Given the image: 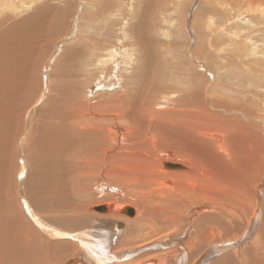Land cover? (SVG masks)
I'll return each instance as SVG.
<instances>
[{"label": "bare ground", "instance_id": "1", "mask_svg": "<svg viewBox=\"0 0 264 264\" xmlns=\"http://www.w3.org/2000/svg\"><path fill=\"white\" fill-rule=\"evenodd\" d=\"M97 1L99 2V0ZM172 1L173 6L171 5ZM192 1L187 0V5ZM10 2L0 0V264H62L66 260L70 244H75L79 249L76 247L73 249L78 252L81 248L85 258L87 253L94 264H107L111 260H116L115 255L117 254L112 251L111 246L116 244L119 238L117 235L121 233L118 232L116 226H124V223L119 221L113 224L112 220L114 219H108V217L122 216V213L123 215L129 214V207L126 209V205H123L113 209L109 204L96 206L93 210H99L102 214L100 216L107 221L93 223V226H97L96 229L93 227L82 229L80 226L86 218H89L87 217L88 204L95 200L96 193L117 192L119 185L134 193L137 192L132 188L135 186L148 189L151 198L156 203H165L172 211L177 208L183 210L187 203H189V207L202 205L199 209L191 210L194 215L205 210L204 202L200 201L203 196L197 192V187L195 188L200 176L193 172L176 173L183 174L184 176L180 175V177L188 179L190 184L195 182L191 187L179 193H169L161 185L158 188H152L150 181L144 180V178L136 181L131 178L134 162L150 165V169L151 166H154L151 163L152 147L156 149L164 144L170 148L181 147L186 154L184 155L187 160L185 164L196 165L193 164L194 160L188 156L190 148H194L195 145L200 148V140H209L211 130L217 128L226 135L227 154L232 156L231 159H224L220 162L222 168L239 170L242 164L247 166V147L251 149L250 155L252 152L254 153V159H260V164L264 163V107L261 106L259 110V104L254 98V95H259L260 88H264V60L261 62L262 69H260V61L254 58L252 64L247 61L242 63V59L246 60L254 53L264 56V47H260L263 39L260 34L264 33V11L257 19L256 26L246 25L244 21V23L242 22L244 25L240 21L236 23V26L232 25V29H235L234 32H236L234 36L237 38L230 40L229 44L233 50L225 57V60H221L220 55H223L222 51H226L225 45L229 41L226 44L219 37L208 42L207 46H213L216 50V53L210 54V56L220 63L217 70L213 69L211 65H207V62H211V57L202 54L200 51L202 47L199 48L197 54L200 55V59L205 60L204 63L202 62L206 68L203 69V72L215 75L213 85L209 86L208 80H202V70L200 73V69L194 68L193 74H185L183 68H186V65L182 61L186 56L168 57L159 49L160 45L164 44L159 39L161 34L159 23L164 20L157 22L160 13H166L163 10L164 5L160 6L163 0H144V4L140 3L138 8L141 9L143 5H146L150 9L140 28L130 32L132 38L145 40L144 49L140 50L137 55L132 52L121 53L115 50L105 60L106 64L102 67L99 59L96 61L87 56L93 45L89 41L82 40L80 43L62 45L63 48L60 49L61 53L65 54L63 58H68L72 64L69 66L70 79L67 78L66 83L58 87L59 92L52 95L48 103L39 107V111L47 105L54 107L50 108L49 115L42 119L40 117V120L35 118L32 122L31 115L34 107L39 105V102H42L45 97L42 94L34 104L29 103L27 97V88L31 91L33 87L31 86L32 82L27 84L25 81L27 78L35 80V75H37L35 72L36 70L38 72L39 68L34 71V65L36 64L38 67V61L41 58L39 57L38 61H34L33 66H30L32 60L30 56L34 49L33 40L36 38L34 35L37 28L47 23L46 15L53 9H57L58 12L59 9L61 10V6L42 3L43 10L28 12L27 15L18 17L6 14L8 4L11 5ZM168 2L170 9L174 11L172 14L174 17L171 16L167 21H171V23L174 22V19L182 21L186 15L182 14L185 10L184 3L183 6L181 4L183 1L178 2V5L176 0ZM202 4L199 5L201 10L224 19L221 24L216 23V26L221 28L212 31L214 36H218L230 32L231 22L229 20L238 17L250 21L256 17L251 12L253 8L264 7V0H211L209 4ZM214 4H223L226 7L224 9L227 10L216 11ZM30 6L21 3L19 8L22 10L17 12V15L25 12V8ZM151 6L154 7L151 8ZM65 8L63 7L64 10ZM199 10L195 15L193 14V23L197 26L198 22L202 23L203 20H206V16L201 15ZM141 12L142 10L138 11L136 16ZM59 16L68 20L67 15H60L59 12L52 17L53 24L57 25L59 20H63ZM208 20L213 21V18L208 17ZM180 23L182 24V22ZM134 24L130 25L131 29ZM223 31L225 32L223 33ZM230 35L232 36V34ZM197 37L204 43L207 42L206 37H210V35L202 33ZM46 43H49L46 45L47 53L44 50L46 57L41 64L45 72L48 71L49 63L55 59V56L50 54L51 39ZM239 52L241 53L239 54ZM230 57L235 59L229 60ZM46 58H49L48 61ZM174 59L177 60L174 61ZM59 63L60 61L57 65ZM224 66L229 68L224 75H221L220 69ZM223 69L225 70V68ZM253 69H258V74L252 73ZM83 71L88 72L89 79L86 81L77 78ZM84 75L86 74L84 73ZM43 81L46 85L47 79L45 78ZM222 88L227 90L230 95L219 93ZM260 98L264 100V94ZM171 102L173 108L168 107ZM25 104H28L29 108L24 114L27 107H24ZM58 106H60L59 109L55 108ZM63 108L67 111L61 112ZM46 112L42 114V117ZM233 112L240 114V117ZM249 120L259 121L260 124L248 122ZM38 130L42 134L37 135ZM36 137L38 142L34 140ZM22 141L25 142L26 150H28L29 142L32 145L28 150L31 151L28 154L30 158L26 154L27 151L25 152L26 156L24 155V148L22 151L19 149ZM216 150L218 155L223 157L221 151ZM17 151L23 153L20 154L23 166L21 173L17 172L16 174V168L11 164L17 163ZM23 156L26 161L30 159L34 163H41L40 165H43L44 168L39 170L40 167L36 163H32L34 165L31 172L33 175H29L27 183L31 188L34 187L32 196L35 199L25 194L23 185L22 188L20 187V182L25 179L27 174L28 166H25ZM172 160L174 161V159ZM174 162L170 160L165 162V168L166 166L175 168L174 172L185 168L184 164ZM209 167L211 168L210 165ZM208 170L209 168L206 169V172H209ZM247 170V168H243V171ZM161 172L166 173L162 169ZM14 176L17 179H14ZM100 176H104L106 184L97 187L96 181ZM168 181L166 180V182ZM182 181L185 182V180ZM137 182L144 185L139 186ZM186 183L189 184V182ZM107 194L109 195V192ZM71 201L72 203H70ZM65 203L68 206L67 209L66 207L58 208V215L48 214L45 219L36 215L38 210L51 209L55 204ZM164 211L166 216L170 217L171 224L178 223L184 216L181 214L183 211L178 215L169 214L167 210ZM204 217H209L207 221H220L222 214L214 217L205 214ZM56 221H59L63 227H70L68 230L72 232V235L54 228L52 224ZM199 222L203 224V222ZM257 225L258 220L255 219L254 226L248 230L249 232L244 233L237 239L238 241L231 245L243 243L246 237L256 232ZM260 227L264 228V216L262 222L260 221ZM174 229H178V227H174ZM83 230H86L85 234H83ZM100 231H103L102 233L105 235L98 234ZM112 238L114 239L112 240ZM65 239L66 241H63ZM253 239L252 244L255 242ZM182 241L183 239L178 240L176 237L170 236L163 242L152 243L144 248L159 250L157 248L168 247L180 255L181 253L177 250L179 249L182 252V258L187 256ZM262 242H264V234ZM256 245L258 246L256 247ZM214 250L211 249L203 258L214 256L213 254H216L213 252ZM245 252L250 255V259L246 262V256H244L243 263L264 264V246H261L259 242L254 244V249L246 247ZM219 253L220 249L217 254ZM59 254L60 260L55 261L56 255ZM228 254L218 263L241 264L240 261L233 258L232 254V257H228ZM178 260L177 258L176 261L178 262ZM146 262L145 264H151V262ZM165 263L168 264L167 260L163 264Z\"/></svg>", "mask_w": 264, "mask_h": 264}, {"label": "rangeland", "instance_id": "2", "mask_svg": "<svg viewBox=\"0 0 264 264\" xmlns=\"http://www.w3.org/2000/svg\"><path fill=\"white\" fill-rule=\"evenodd\" d=\"M7 1H11L10 2L11 5L9 6L8 4L6 14L14 15V16L16 15L18 17L27 15L28 12H36L37 10L38 11L43 10V8H41L42 3H46V4L50 3L52 5L61 6V10L59 9L58 12L57 9H53L46 15V18L48 20L47 23L44 24L42 27L37 28V32L34 35L36 38L35 40H33L34 49L32 50V54L30 56L32 57L30 66H33L34 61L37 62L39 57L41 58L38 61V67L36 66V64L34 65V71L39 68L38 72L37 70L35 72L37 73V75H35V80H33V78L28 80L27 78L25 81V83L27 84H31L32 82L31 86L33 87L31 91H29V89L26 87L28 90L27 97L29 99V103H33V104L38 101L39 97H41L42 94H44L45 97L43 100L41 98L42 102H39L40 103L39 105L35 107L33 106L34 110L33 108H31L33 110L31 115L32 122L33 119L35 118H37V120H40L39 119L40 117L42 119V118H46L49 115L48 113H50V108L52 109L54 107H51V105L50 106L47 105V107L44 106L41 111H39L40 109L39 107L42 106L44 103H48L50 97L52 95H55V93L57 94L59 92L58 87L64 85L66 83L67 78L70 79L69 66L72 64L68 58L67 59L63 58L65 54L64 52L63 54L61 53V49L63 48L62 45L80 43L82 40L89 41L93 45L92 47H90V51L87 56H89L90 58H94L96 61L97 59H99L101 63L100 65L102 67H104V64H106L105 60H107L115 50L121 53L125 51L132 52L133 54L137 55L139 54L140 50L144 49L143 47V44L145 42L144 39L137 40L130 36L131 34L130 32L133 29L140 28L142 21L145 19L148 10L150 9V7L146 5H143L141 9L138 8L139 4L143 3L144 0L143 1L142 0H99V2L97 0L96 1L95 0H35V1L7 0ZM168 1L169 0H163V2L160 4V6L164 5L165 8L163 10H165L166 13L165 14L160 13L157 19L158 23L164 20L163 22L159 23L160 25L159 31H161L159 39L162 41V43H164L163 45H160L159 49L163 52V54L167 55L168 57L171 56L177 57L179 55L186 56L185 58H183L182 61L183 64L186 65V68H183L185 74L191 75L193 74L194 68L196 70L200 69L199 70L200 73L202 70L201 73L202 80L203 81L208 80L207 84L210 82L209 86L213 85L212 82L214 80L215 75L213 73L212 74L209 73L208 70L207 72L210 75L207 74L206 72H203L204 71L203 69H206L203 65L205 60H203V58L200 59V55L197 54L199 48L202 47V49L200 50L202 54L204 53L209 56L210 54L213 55V53H216V50L214 49L213 46L212 47L207 46L209 45L208 42L211 39L214 38L218 39L219 37H221L222 41L224 40L226 44L227 41H229L228 44L225 45L226 51L225 52L222 51L223 55H220L221 60H225V57L228 56L231 50H233V47L230 46L229 44L230 40L231 39L235 40L237 38L236 36H234L236 32H234L235 29H232V25L236 26V23H239V21L240 23L244 21L246 25L251 24L256 26L257 25L256 22H258L257 19L259 18L260 14H262L264 11V7L260 9L253 8L251 14H254V16L256 17H254L255 19L253 18L250 21L242 20L238 17H235L234 19L229 20V22H231L230 28L232 29V30L230 29V32H227L226 34L223 35L214 36L213 35L214 33L212 32L213 29L221 28L216 25L221 24L224 21V19L219 16H213L211 13L201 10L199 6L201 3H203L202 5L209 4L211 0H195V1L193 0L188 5H187V0H176V4L178 2L181 3L183 1L181 4L183 6L184 3L185 7L183 8H185V10L187 11L183 10L182 14H186V15L184 16V19H182V21H175L174 19V22L172 23L171 21H167V19L170 18L171 16L174 17V15H172L174 11L170 9ZM21 3H25L28 6L32 5L33 3V5L30 6L29 8H25L26 10L25 12L23 11L19 15H17V12L22 10L21 8H19L21 7ZM172 3L173 1L171 2V5L173 6ZM64 5L66 6L67 10ZM63 7L65 8V10L63 9ZM144 7L146 8L143 9ZM153 7L154 6H151V8ZM166 8H168V10H166ZM214 8L216 9V11H220V12L227 10L224 9L226 7H224L223 4H218V5L214 4ZM140 10H142V12L138 16H136V13ZM198 10L201 15L206 16V20H203L202 23L198 22V26H197L193 23L194 22L193 14L195 15L196 11ZM59 12L60 15L68 16V20H67L68 23L66 20H64L65 17L59 16V18L63 20H59L57 22V25L53 24L52 17ZM208 17L213 18V21H209V20L207 21ZM214 17L216 18L214 19ZM180 22H182L183 25ZM133 23L135 24L131 29L130 25H133ZM156 25L158 24L156 23ZM227 27L229 28V25ZM223 29L225 30V27H223ZM224 32L225 31H223V33ZM202 33L204 35H208V34L210 35V37H206L207 42L203 43L202 41H199L197 39L198 38L197 35ZM229 34H232V36L231 35L229 36ZM244 34L247 35L246 32H244ZM260 37H263L262 42L260 43V47H264V33L260 34ZM50 39L52 42L50 54H53V57L55 56V59L54 61L49 63L48 71L45 72V70L42 69L41 64H43V60L46 57V55L44 54V50H46V45L49 44L46 42L50 41ZM240 53L241 52H239V54ZM119 55L121 54L119 53ZM210 57H211V62L209 63L207 62V65H211L213 69L216 68L215 70H217L220 63L217 62L212 56ZM253 58L260 61V69H262L263 65L261 62L264 60V56L262 55H258L254 53L252 57H247L246 60L245 58L242 59V63L247 61L248 63L252 64ZM48 59L49 58H46L47 61ZM232 59L234 60L235 58L230 57L229 60ZM176 60L177 59H174V61ZM188 60H190V62H187ZM59 61L60 63L57 65ZM223 68H225V70ZM228 68H229L228 66L222 67V69H220L221 75H224L228 71ZM65 70H67V72H65ZM174 71L176 72V69H174ZM84 73L86 75H84ZM87 73H88L87 71L86 72L83 71L81 75L77 76V78L79 77V79L86 81L87 79H89ZM252 73L258 74V69H253ZM45 78L47 79L46 85L45 82L43 81ZM219 93H224L228 96L230 95V93L227 90H224V88L219 90ZM263 94H264V88H260L259 95H254L255 96L254 98L259 104L258 107L259 110L261 106L264 107V102H263L264 100L260 98V96H263ZM25 106L27 107L26 110L24 111V114L29 108L28 104L27 105L25 104L24 107ZM168 107L173 108L172 102L168 104ZM47 108L49 109L46 112ZM55 108L59 109L60 106ZM62 111H67V110L63 108L61 112ZM44 112H46L47 115L44 114V116L42 117V114ZM39 113H41L40 116H38ZM233 114H236L238 117H240V114H237L236 112H233ZM248 122H255V121L249 120ZM255 123L260 124L259 121H256ZM35 132L33 133L35 134ZM39 132L40 131L38 130L37 135L42 134ZM210 136L211 138L207 141L200 140V148H198L197 145H195L194 148H190V152L188 156L190 157V159L194 160L193 164L196 165L185 164L187 160L184 155L186 154L184 150L181 149V147L170 148L168 146H165L166 144H164L162 145V147L159 146L156 149L152 147L151 153L153 154L152 155L153 157L151 159L152 161L151 160L150 161L154 166H151V169L149 168L150 165H143L140 162H134L133 168L131 170V178L133 180L136 181L144 178V180L146 179L150 181L152 188L155 187L158 188L161 185L162 188L164 187L165 191L167 192L169 191V193L182 192L186 188H189L193 184H195V182L194 183L191 182L190 184V181L188 179L182 177L184 176L183 174H176V173H180V172L187 173L186 171H188L199 175L200 178L195 188L197 187V192L203 196L200 201L204 202V207L206 209L199 212L197 215H194V212L191 213V210L199 209L200 207H202V205H198V206L194 205L189 207V203H187L183 208V210L182 208L181 209L177 208L175 211H172L169 210L168 205H166L165 203L162 204H160L159 202L156 203L155 200L151 198L148 189L137 188V186L132 187L134 191H137L135 193L121 185L117 186L119 190V191L117 190V192L107 191L109 192V195L107 194V192L102 194L101 193L98 194L99 192L96 193L97 197H95V200L88 204L90 207L88 206L87 208V212H88L87 217L89 218H86V220L82 222V225L80 226V228L82 229L85 227L86 228L93 227V229H96L95 227L97 226H93V223H96L97 221H102V222L107 221L105 220L104 217L100 216L102 215L101 212L93 210V208L95 209L96 206L109 204L114 209V207L126 205V209L128 207L131 209L129 214L123 215L122 213V216L112 215L108 217V219H114L112 220L113 224L115 222L123 221L124 226H119V227L116 226L118 232H121L119 235H117L120 239L118 238L116 244H113L111 248L115 254L117 255L119 254V255L118 256L115 255V257H117L115 258L116 260H111L107 264H123V263L145 264L146 261L148 263L151 262V264H163L164 261L166 260L168 264H175L177 262L176 261L177 258L179 259L177 264L179 263V261L180 264H186V262L187 264H216L218 263V261H222L225 258V255L228 253H230L227 255L228 257L231 256L232 254L234 256L233 258H235L237 261H240L241 264H245L243 263L244 262L243 257L246 256L245 259L246 262H248L250 259V255L245 252L246 247H252V249H254V244L256 242H259L261 246H264V242H262L264 228L260 227V221L262 222V218L264 216V163L260 164V159L259 160L254 159L255 157L254 153L252 152V155H250L251 149L247 147V152H246V158L248 160L247 166L245 164H242L239 170L222 168L220 166V162H222L224 159L232 158V156H229V154H227L226 135L216 128L211 130ZM34 140L35 142L39 141L37 137ZM20 145L21 146H19V149L22 151V148H24V155L25 152L27 151L28 153L26 154L28 156V154L31 153V151H28L30 150L29 148L32 146L30 142L28 143V148H27L28 150L25 149L26 147L24 141H22ZM216 149L221 151L222 156L224 158L218 155ZM17 153H18L17 163L11 164V166L16 168V174L17 172L21 173L23 166V164H21V156H20V154L23 153L22 152L19 153L18 151ZM14 154H15V149H14ZM25 156L23 157H24L25 166L28 165L27 174L25 176V179L22 182H20V187L22 188L23 185V191L25 192V194L35 199V197L32 196L34 187L32 186L33 188H31L28 185L27 181L29 175H33V173L31 172L34 169L33 164H35L36 162L34 163V161L32 162V160L30 159L26 161ZM258 157L260 158V154ZM172 159H174V161L176 162H174ZM169 160L177 164L179 163L184 164L185 168L183 170H180L179 172H174L173 169L175 168H171L167 166L166 168L169 169H166L164 163ZM36 164L40 167L39 170L44 169L43 165H40L41 163H36ZM37 165H35V167H37ZM209 165L211 166V168L209 167ZM207 166L209 168L208 170L209 172H206V169H208ZM243 168H247L248 170L243 171ZM161 169L165 170L166 173L163 174L161 172ZM180 175L182 176L180 177ZM14 179H17V177L14 176ZM208 179L209 181L206 182V180ZM166 180H169L171 183L168 181L169 182L168 184ZM182 180H185V182H183ZM186 182H189V184ZM96 183L98 185L97 187H99L100 185H105L106 179L104 178V176H100L96 181ZM142 185L144 184L139 183V186ZM123 187L125 190L123 189ZM169 189H171L172 191ZM145 196L147 197L145 198ZM67 201L68 198L66 199V202ZM72 201L74 202L75 200ZM72 201L70 203H72ZM62 207H66L67 209L68 206L66 203L55 204L51 209L38 210L36 215L45 219L48 214L58 215V208H62ZM117 209H121V208H117ZM164 210H167V213L169 214L174 213L175 215H178L183 211L181 214L182 216L184 214V216L181 217L182 220L179 221L178 223L171 224L169 221L170 217L166 216V212ZM94 213L95 215L93 216ZM205 214L207 215L209 214L211 217H214L218 214H222V217H220L221 218L220 221H216V220L207 221L209 217H204ZM56 218L58 217L56 216ZM63 218L65 219L66 217ZM255 219L258 220L256 232L246 237V240L243 243L234 246L231 245V243L238 241L237 239H239L244 233L249 232L248 230H250L254 226ZM199 221L203 222V224H200ZM53 223L54 224H52V226L56 228L58 231L64 233H71L72 235V232L68 230V228L70 227H63L62 225H60L59 221ZM174 227H178V229H174ZM82 232L83 234H85L86 230H83ZM102 232L103 231H100L98 234H101ZM103 234L105 235V233H102L101 236H103ZM170 236L176 237L178 240L183 239L182 245L186 250L187 256L185 255L181 258L182 252L179 249L177 250L181 253L180 255L177 254V252L172 251L173 249L170 248L168 249V247L157 248L159 250H150V248H144L145 246L152 243L163 242L167 240ZM254 237L256 238L253 239ZM114 238H112V240ZM126 238H128L129 241ZM252 239L253 242L255 241L253 244L251 243ZM63 241H66V239ZM55 242H62V241H55ZM257 246L258 245H256V247ZM75 247L77 248L75 244H70V248L66 253V260L62 264H94L92 259L88 256L87 253H86L87 259H86L84 256L85 254L82 252L81 248L79 250L80 252H78L73 249ZM214 248L220 249V253L217 254L218 249L214 250ZM211 249H213L214 250L213 252H215L216 254L212 253L214 256L211 255L210 258H203L204 255L207 254ZM59 260H60V254L56 255L55 257V261H59Z\"/></svg>", "mask_w": 264, "mask_h": 264}, {"label": "water", "instance_id": "3", "mask_svg": "<svg viewBox=\"0 0 264 264\" xmlns=\"http://www.w3.org/2000/svg\"><path fill=\"white\" fill-rule=\"evenodd\" d=\"M96 210H97V209H96ZM128 210H129V212H130L131 209L129 208ZM98 211H99V210H98Z\"/></svg>", "mask_w": 264, "mask_h": 264}]
</instances>
